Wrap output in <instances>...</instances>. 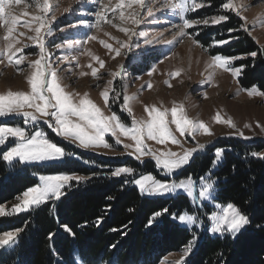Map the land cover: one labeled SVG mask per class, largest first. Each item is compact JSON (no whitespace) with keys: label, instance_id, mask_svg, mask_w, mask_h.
<instances>
[{"label":"trees","instance_id":"1","mask_svg":"<svg viewBox=\"0 0 264 264\" xmlns=\"http://www.w3.org/2000/svg\"><path fill=\"white\" fill-rule=\"evenodd\" d=\"M198 1L203 7L191 19L202 21L221 13L228 19L215 25H195L188 28L189 33L210 54L237 58L232 63L243 66L237 80L241 88L255 86L264 92L263 50L244 30L240 17L221 9L226 0ZM229 29L234 31L229 33ZM219 40L229 42L213 44ZM252 52L256 56L250 55ZM216 147H221L223 154L212 169ZM208 149L195 155L175 176L209 173L216 181L215 200L233 203L249 222L235 237L202 235L182 264H264V141L220 139ZM254 152L259 155L253 156ZM2 153L0 150V205H10L34 186L36 171H64L88 178L73 181L59 200L0 216V235L19 230L13 248L0 246V264H76V257L82 264H158L166 254L181 251L195 235L178 221L185 211L200 215L185 194L146 196L125 175L111 176L120 164L115 160L80 153L82 160L9 166ZM148 165L145 162L141 171ZM164 209L168 211L149 225L153 214Z\"/></svg>","mask_w":264,"mask_h":264},{"label":"rangeland","instance_id":"2","mask_svg":"<svg viewBox=\"0 0 264 264\" xmlns=\"http://www.w3.org/2000/svg\"><path fill=\"white\" fill-rule=\"evenodd\" d=\"M39 2L42 3L43 0H39ZM102 2L109 8H115L117 0H102ZM164 2L165 0H145L146 6L143 9H140L139 6H134L135 10L141 11L142 13L139 17L141 23L138 26H133L131 23L121 24L119 20V11H117L115 15L111 11L108 12V19L112 20L113 23L124 27L135 28L137 32L146 33L148 39H154V41H156L150 45H144V37L139 35L133 36L132 42L140 43L141 47H133L131 51L121 49V55L113 58L114 53L103 47L100 41L111 44L115 48L119 46L117 41H127L128 37L124 33L118 31V28L113 27L110 23L101 22L98 24V27H91V25L97 23V17L94 13L100 10L101 0H49L52 9L45 18V22L52 27L53 34L45 37V51L46 53H51L49 59L58 72L61 86L66 92L73 94V98L76 100L79 99V96L87 93L88 98L96 103L105 115H111L115 112L128 126H131L132 116L138 120L147 119V114L144 110L145 106H156L161 110L168 109L167 120L169 122L171 121V108L174 106L178 108L182 106L188 118L195 121H203L212 133L211 135H206L201 131L197 133L195 137L180 136V134L175 131V125L169 123L173 135L179 143L166 141L164 144H159L155 141L147 140L146 143L148 147L156 153L170 150L177 154H182L186 149L195 148L198 144H204L205 147L203 149H199L193 154L190 160L191 162L195 155H201L203 152H207L209 150L208 148L220 139L231 138L244 142H250L252 140L253 142L264 141V96L256 95L249 97L247 92L238 84L237 80L239 75L234 78L230 72H225L221 68H216L214 70L209 69L208 65L211 62V57L217 54H210L208 49L203 48L196 40L194 42V37L189 33L188 29L185 30L188 35L182 38L178 37L176 34L179 29L176 25L181 24L182 21L177 15L161 7ZM173 2H175V0H173ZM197 2L199 3L198 0ZM227 2H229V0H226L225 3ZM230 2L233 4L235 10L224 9L223 7L221 9L224 11H232L237 16L246 18V21L242 20L243 26L248 28L247 32L261 47L264 54V0H230ZM36 3L37 0H30V6L27 7V9H25L24 4L14 6L13 12L16 15H20V13L27 10L33 15L39 14ZM65 9H67V11H65ZM149 9L153 10L152 16L148 15ZM124 11L127 13L132 11V9L125 8ZM195 11L196 10L189 11L186 14V18L194 20L191 18ZM220 15L223 14L221 13L205 18L209 21L207 25H215L212 24L211 21L214 17ZM53 16L56 17L54 21L52 20ZM21 19H26V17H21ZM199 24L205 25L203 23ZM70 25H76V27H69ZM195 25L198 24H194L193 26ZM61 28L65 30L61 32ZM5 32L6 29L0 26V52L4 50L7 43L3 39ZM21 32L26 35L19 36ZM15 35L20 43L15 44L14 47L22 48L23 51L17 53L13 57L12 62L0 56V61H2L0 62V94H5L7 91H29L27 78L32 71L29 64L39 58V48L35 46L32 41L27 39L28 35H35L34 32H30L28 29L18 26ZM88 35L95 36L96 39L89 41L88 44L84 45L82 48H55V44L62 43L64 40L82 42ZM174 37L176 39L174 44L170 45L164 43V41L173 40ZM21 55L25 56L24 62L17 65L15 61ZM73 57H75V59H73ZM93 57H97L99 60L104 61V66L101 67L98 61L93 59ZM89 65H91V67H89ZM121 66L123 67L121 68ZM92 67L97 69V77L92 76ZM17 69H19V71ZM177 70H181V74L176 78H172L171 73ZM81 72L86 73V75L81 76ZM149 72H151V75H149ZM213 72L214 74H212ZM114 73L118 75L114 77ZM210 74L211 79H209ZM110 80L114 81L113 85L108 84ZM149 84L151 88L148 87ZM169 85L171 86L169 87ZM112 88H114L115 91H110V107H105V101L100 93L105 89ZM248 89H252V87ZM117 93L120 94L118 97L116 96ZM76 94H79V96ZM124 95L135 97L134 100L129 102L132 109L131 115H129L127 111H122ZM217 113L224 119H231L236 127L232 128L226 123L215 122L214 117ZM0 124L21 126L25 127L29 132L34 131L33 125L31 123L25 124L23 117L20 115L0 117ZM258 124L259 126H257ZM244 125H249V127L246 128ZM36 127L46 133L50 140L62 146L70 155H66L58 161L21 163L18 159H14L11 163L5 161L7 165L11 166L14 163H20V165L47 166L60 163L68 158L82 160L80 153H86L103 159L115 160L116 163L119 162L120 164L115 168L119 166L132 167L135 170V176L125 175L130 181L138 177L141 173H151L158 179H167L169 181H178L189 175L175 176L180 171L179 170L174 175L165 177L156 169L150 156L143 157V163L137 161L134 156L127 154L132 151V149H125L123 147V144L133 143V141L124 136L120 137L122 141L121 144H116L115 137H106L107 142L111 145L110 148L93 147L85 149L57 136L43 122L36 125ZM241 132L243 136L240 135ZM244 137H248V139ZM15 142L14 138H9L6 145H0V150L2 152L8 151L14 146ZM218 148L221 149V147H216L214 153ZM215 159L216 157L214 160ZM221 159L222 157L217 163L212 164V169L216 167ZM132 162L134 163L132 164ZM145 162H149L148 169L141 171ZM57 173L66 172H34V176L37 178L36 184L39 183L40 175ZM190 175L199 185L200 177L209 176V173ZM83 177L88 178V176ZM211 181L214 184L212 196L216 198V181L213 178H211ZM130 183L136 186L134 183ZM180 193L184 194L183 192H177L167 195H144L149 197H167L175 196ZM22 195L23 193L18 197H22ZM16 203H20V201L16 199L10 205L3 204L0 206L5 209H11ZM191 203L195 208L200 210V215L193 214L197 217V222L192 225L179 222L180 225L195 232L191 240L193 243L189 254L194 249L196 241L204 234L212 237L228 234L235 237L240 231L247 227L248 223L235 235L228 232L213 233L209 230L211 224L208 216L211 212L218 211L214 205L219 202L215 199H209L205 202L197 200L195 203L192 201ZM34 207L37 206H33L32 208ZM203 207L208 208L209 212L204 211ZM184 213L188 212L185 211L181 214ZM16 243L17 239L15 238L12 243L3 246L5 248H13ZM188 246L189 244L181 251L166 254L158 264H178V262L182 264L183 261H181V257L184 255V251ZM75 261L76 264H82L78 257H76Z\"/></svg>","mask_w":264,"mask_h":264},{"label":"snow or ice","instance_id":"3","mask_svg":"<svg viewBox=\"0 0 264 264\" xmlns=\"http://www.w3.org/2000/svg\"><path fill=\"white\" fill-rule=\"evenodd\" d=\"M21 4H24L25 9H27V7L30 6V0H0V26L6 29L3 39L7 42L4 50L0 52V56L12 62L13 57L17 53L23 51L22 48L14 47L15 44L20 43L15 35L17 27L22 26L30 32L35 33V35H28L27 39L32 41L34 45L39 48V58L29 64V67L32 69L30 76L27 78L29 91H7L5 94H0V117L20 115L23 117L25 124L31 123L33 125L34 131L29 132L25 127L21 126L0 124V145H6L9 138H14L16 141L13 147L2 153V159L4 161L9 163L14 159H18L21 163L58 161L66 155H70L62 146L50 140L46 133L36 127V125L41 122L46 124L57 136L85 149L93 147L110 148L111 145L106 139L108 136L115 137L116 144L122 143L120 139L121 136L127 137L133 141L132 144H123L125 149H132V151L127 154L134 156V158L141 163H143V157L150 156L156 169L165 177L177 173L190 163L196 151L205 147L204 144H198L195 148L184 150L182 154H177L170 150L156 153L148 147L146 143L147 140L155 141L159 144H164L166 141L179 143L173 135L169 123L175 125V131L178 132L180 136L195 137V135L201 131L206 135L212 134L209 127L203 121H195L188 118L182 106H179V108L176 106L171 108L170 122L167 120L168 109L161 110L156 106H145L144 110L147 114V119L138 120L132 116L131 126H128L115 112L111 115H105L102 109L88 98L87 93H84L82 96L76 94L79 96V99H74L73 94L66 92L61 86L58 72L49 59L51 53H46L45 51V37L53 34L52 27L45 22V18L51 11L52 5L49 3V0H43L42 3L37 0L36 7L39 10V14L33 15L27 10L20 13V15L14 14L13 7ZM134 6H139L140 9H143L146 6L145 0H117L115 8L105 6L101 0L100 10L94 13L97 17V23L91 25V27H98V24L101 22L110 23L113 27H117L118 31L124 33L128 37L127 41H117L119 46L115 48L111 44L100 41L103 47L114 53L113 58L121 55V49L131 51L133 47H141L140 43L132 42L133 36L139 35L144 37V45H150L156 42L154 39H148L147 34L144 32H137L135 28L117 25L113 23L112 20L108 19L109 11L114 15L119 11V20L121 24L131 23L133 26H138L141 23L139 17L142 13L141 11L135 10ZM161 7L171 11L182 21L181 24L176 25L179 29L176 35L180 38L188 35L185 30L191 28L194 24L203 23L207 25L209 23L207 19L201 21L186 18V14L189 11H194L203 7V4L198 3L197 0H175V2H173V0H165ZM222 7L224 9L235 10L230 0L224 3ZM125 8L132 9V11L126 13L124 11ZM65 11H67V9H65ZM152 11V9L148 10L149 16H152ZM21 17H26V19L22 20ZM55 19L56 17L53 16L52 20L54 21ZM227 19V16L220 15L214 17L211 23L216 24ZM240 19L246 21V18L243 16H240ZM69 27H76V25H70ZM64 30V28L60 29L61 32ZM244 30L248 31V28L244 27ZM228 31L231 33L234 30L229 29ZM25 35L26 34L23 32L19 33V36ZM95 39V36L88 35L82 42L64 40L62 43L55 44V48H82L84 45L88 44L89 41ZM193 39L195 42V38ZM175 42V37L173 40L164 41V43L170 45ZM228 42V40H219L214 41L213 44L222 45ZM250 55L256 56V53L252 52ZM24 59L25 56L21 55L15 62L19 65L24 62ZM73 59H75V57H73ZM93 59L97 60L101 67L104 66V61L99 60L97 57H93ZM233 59L235 58L217 54L211 57L208 68L213 70L221 68L225 72H230L231 75L236 78L243 70V66L239 68L234 67L231 63ZM89 67H91V65H89ZM122 67L123 66H121V68ZM17 70L19 71V69ZM91 74L93 77H97V69L92 67ZM180 74L181 70H177L172 72L171 76L172 78H176ZM212 74H214V72ZM80 75L83 76L86 75V73L81 72ZM116 75L118 74H113L114 77ZM149 75H151V72H149ZM209 79H211V74ZM113 83V80L108 81L109 85H113ZM170 86L171 85H169V87ZM148 87L151 88V85L149 84ZM110 91H115V89H105L100 93L105 101V107H110ZM244 91L247 92L249 97L256 95L264 96V92L258 91L255 86H253L252 89H244ZM119 95V93L116 94L117 97ZM134 99L135 97L124 95L122 111H127L128 114L131 115L132 109L129 102ZM214 119L217 123H226L229 127H236L231 119H224L219 113L216 114ZM257 126H259V124ZM244 127L247 128L249 125H244ZM240 135L243 136V133L241 132ZM244 138L248 139V137ZM222 154L223 149H216L214 153L216 159L213 163H217L222 157ZM252 155L257 156L259 154L254 152ZM122 175L135 176V170L129 166H119L111 171V176L113 177H120ZM85 179L86 177L69 173L40 175L38 184L27 188V190L23 192L22 197H17L20 203L14 204L11 209H5L0 206V216L11 215L13 213L18 214L22 211L30 210L33 206H38L51 200H59L64 194L63 190L66 187H70L73 181L79 183ZM131 182L139 188L141 193L147 195H167L183 192L193 203L197 200L205 202L209 199H215V197L212 196L214 184L211 181L210 175L200 177L199 185L190 174L186 178H182L178 181H169L167 179H158L151 173H141ZM214 207L218 211H213L208 216L211 224L209 230L213 233L228 232L235 235L249 222L247 216L233 203H216ZM167 211V209H164L163 211L155 212L148 221L149 225H151L157 217ZM173 219H177L175 214H173ZM178 220L181 223L192 225L197 222V217L191 213H184L178 216ZM18 231L19 230L7 231L0 235V246L12 243ZM192 243V241L189 242L188 248L185 249L184 255L181 257V261L189 254ZM178 264H180V262H178Z\"/></svg>","mask_w":264,"mask_h":264}]
</instances>
